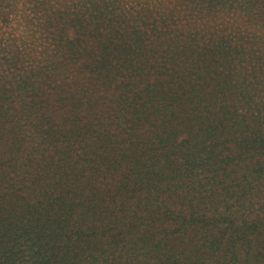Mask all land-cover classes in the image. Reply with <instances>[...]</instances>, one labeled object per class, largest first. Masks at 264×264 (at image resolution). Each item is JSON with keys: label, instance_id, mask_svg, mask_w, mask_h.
I'll list each match as a JSON object with an SVG mask.
<instances>
[{"label": "trees", "instance_id": "trees-1", "mask_svg": "<svg viewBox=\"0 0 264 264\" xmlns=\"http://www.w3.org/2000/svg\"><path fill=\"white\" fill-rule=\"evenodd\" d=\"M48 2L37 0L31 23L64 52L45 59L29 40L0 43V264H122L137 243L142 211L133 204L145 196L188 193L203 208L219 184L235 187L228 199H246L247 210L245 194L264 185V107L234 94L243 81L222 62L238 47L193 42L168 19L173 10ZM259 11L252 15L264 24V0ZM219 93L228 104L215 105ZM209 214L180 217L172 233L197 236L223 223L200 234L201 247L235 264H264V218L234 221L225 206L220 222ZM156 240L167 246L168 237Z\"/></svg>", "mask_w": 264, "mask_h": 264}, {"label": "rangeland", "instance_id": "rangeland-1", "mask_svg": "<svg viewBox=\"0 0 264 264\" xmlns=\"http://www.w3.org/2000/svg\"><path fill=\"white\" fill-rule=\"evenodd\" d=\"M106 1L112 0H98V3L103 4ZM36 2L37 0H8L2 3L0 6V43L5 44L11 37L26 41L27 44L29 40L41 56L47 52L45 58L47 59L49 51H51V54L54 52L57 55V49L58 54H60L59 50L64 52V49L53 42V45L47 46L36 34L37 31L31 23V20L34 19L31 15L33 12L35 13L37 8ZM69 2L71 0H49L48 3L57 8H62L65 7L62 4ZM114 4L115 7L124 9L130 6L138 7L142 4L150 12L158 10L163 14H167L169 10L176 11L177 14L168 19L177 26L178 33L191 37L194 39L193 42L201 41L203 44H213L224 40L232 46H237L240 54L236 55L234 60L222 62V66L227 68L225 71H233L232 80L238 84L243 81L234 90V94L236 97L241 93L248 95L252 101L250 105L259 106V108L264 107V24L255 21L259 19L252 15L255 11L258 12L259 8V13H262L261 0H114ZM107 5L104 4V9ZM6 14L9 17L11 16L9 25L6 24ZM24 14L26 16L30 15L29 22L24 19ZM176 17H181V21H176ZM173 24L171 23V25ZM203 37L206 38L203 39ZM0 55L3 56V54ZM81 60L83 61V59ZM10 74H6L7 77L10 78ZM222 96V93L218 94L219 103L215 104L216 106L229 103ZM215 186L220 196L212 201H207L210 199L203 197L202 202L205 201V203L203 202V208H200L201 202L199 200H193V196L176 191L157 202L154 198L146 196L142 197V200H144L143 205L138 206V202H135L132 208L142 211L136 214V222L140 224L134 226L137 229L134 232V239L137 243L131 247H126L127 250L123 253L121 263L186 264L184 263L185 259H193L191 264H209L205 255L209 254L213 259H220L222 264H235L234 260L228 262L229 259L223 256L220 250L212 253L205 251L207 247H201L200 234L204 236L215 230L222 231L223 223L217 224L214 229L204 230L206 232L200 230V234L197 236L194 231L189 229L188 233H185L187 235L172 233L173 230L178 231L182 227L180 217L203 210L209 211L210 221L216 218L215 221L220 222L223 217L219 216V213L223 212L224 206L230 207V211L234 215V221H236L235 217L248 218V223L257 221V217L264 218V198H262L264 197V185L261 188H256V192L254 190L245 194L252 195L251 199L248 198L250 204L244 206L247 210H244L241 206L243 199H228L229 194L235 187L230 188L219 184ZM37 194L27 192L25 196L31 195L34 197L33 202L37 203L40 201ZM244 201L247 200L244 199ZM21 205L22 203H19L14 206L19 209ZM215 210L218 212L217 216L214 215ZM263 235L264 233L260 236L262 239ZM158 236L168 237V241L164 242L167 245L166 247L162 244L160 248L157 247L156 239ZM245 246V250L248 251L247 245ZM183 253L186 256L179 261L177 258L182 257L181 254Z\"/></svg>", "mask_w": 264, "mask_h": 264}]
</instances>
